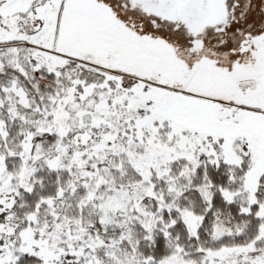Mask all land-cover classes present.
Segmentation results:
<instances>
[{
    "label": "snow or ice",
    "instance_id": "6c2138e0",
    "mask_svg": "<svg viewBox=\"0 0 264 264\" xmlns=\"http://www.w3.org/2000/svg\"><path fill=\"white\" fill-rule=\"evenodd\" d=\"M0 264H264V0H0Z\"/></svg>",
    "mask_w": 264,
    "mask_h": 264
}]
</instances>
